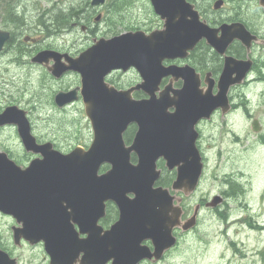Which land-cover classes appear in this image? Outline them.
<instances>
[{"label": "water", "instance_id": "water-1", "mask_svg": "<svg viewBox=\"0 0 264 264\" xmlns=\"http://www.w3.org/2000/svg\"><path fill=\"white\" fill-rule=\"evenodd\" d=\"M152 4L164 20L162 29L102 38L77 57L43 51L33 58L47 63L54 55L56 63L48 69L57 78L69 71L80 73L82 86L59 91L55 101L64 107L79 99L81 89L94 135L88 147L78 145L65 153L51 142L39 144L26 110L12 105L0 114V126L17 125L26 148L42 155L22 168L0 153V210L24 219V236L45 241L53 264L159 260L176 244V228L188 231L196 226L198 207L183 220V209L175 203L181 198L167 187L155 186L162 172L158 160L164 159L169 170L177 169L174 190L189 195L196 189L203 172L196 125L219 107L229 109L230 87L242 83L253 64L227 56L218 92L213 94L210 73L208 87L202 88L192 66H165L162 61L186 57L202 39L225 54L234 39L250 43L255 37L241 23L210 27L187 0H152ZM7 38L8 33L0 30V50ZM131 67L143 77L136 86L118 90L105 81L113 70ZM169 75L173 79L157 94L162 78ZM179 79L183 86L176 89L173 81ZM135 90H143L150 98L134 99ZM131 123L137 125V132L127 145L124 132ZM254 129H260L257 121ZM104 164L110 168L100 173ZM108 201L118 206L120 218L104 230L98 221ZM81 232L88 236L80 237ZM146 239L152 240L153 251L142 245Z\"/></svg>", "mask_w": 264, "mask_h": 264}, {"label": "flooded vegetation", "instance_id": "flooded-vegetation-1", "mask_svg": "<svg viewBox=\"0 0 264 264\" xmlns=\"http://www.w3.org/2000/svg\"><path fill=\"white\" fill-rule=\"evenodd\" d=\"M93 0H0V30L8 33L2 49L0 50V66L12 73L5 77L0 72V82L8 85L17 80L19 76L26 73L30 77L36 76L33 82L40 83L43 89L50 87L49 95H52V103L57 106L55 96L59 91H69L82 86L81 75L78 72L69 71L61 77H55L48 69L56 63V57H52L47 63L34 62L33 58L43 51L49 53L58 52L68 54L70 57H77L82 52L88 50L97 41L102 38L109 39L129 31H144L150 34L152 31L145 27L143 20L137 17L135 10L136 4L144 0H104L103 3L93 4ZM150 6L151 11L160 20H164L158 15L152 4V0H145ZM198 11L200 19L206 21L212 28H220L223 24H243L251 32L250 43L241 39H234L227 47L225 54H220L213 46L202 39L190 50L186 57H177L174 59H164L162 64L165 66L177 65L180 67L189 64L200 75V86L207 88V75L210 73V80H214L213 94L218 92V80L222 73L226 57H233L242 61H250L252 68L246 74L242 83L230 87L228 92L229 109L224 111L219 107L215 109L210 117L202 118L198 121L196 129L199 133L197 147L202 155L203 173L196 189L187 195L184 191H176L172 188L173 182L177 177V169L169 170L164 159L158 160V167L162 170L160 179L155 186H164L171 190L173 195L181 198V201L175 200L183 209L182 219L190 218L196 207H198V216L196 226L190 231H184L181 228L174 230L177 237V243L174 247L164 253L159 259L146 258L138 264H160L177 249L181 237L195 230L206 213L227 212L237 213L240 218L243 213L249 214L243 217L244 224L255 227L258 222L250 208L252 205L248 201L249 177L246 170L239 167V161H242L249 150L245 141L248 138L247 128L249 122L255 131L257 139L264 146V122L259 115H253L247 107L253 108L254 96L250 93L256 86H263L261 94H264V0H187ZM127 13H126V12ZM125 12L126 14H122ZM124 17L126 20H117L116 17ZM222 34L221 31L218 33ZM262 49V50H261ZM207 53V56H206ZM263 53V54H262ZM54 56V57H53ZM66 58L63 57L62 61ZM15 70V71H14ZM77 75L78 80L67 86L55 87L54 82L63 81L71 75ZM41 78L44 80L41 81ZM172 75L165 76L161 80L160 90L157 94L171 82ZM38 80V81H37ZM105 81L115 86L118 90H127L143 81L141 73L131 67L128 70L116 69L108 74ZM52 82L53 86L50 83ZM183 86V80H174L173 87L179 89ZM22 101L29 96L25 103L17 104L18 101L12 100L0 105V114L8 106H18L27 111V117L31 124L32 134L36 137L37 143L44 144L51 142L53 147L62 152L68 153L74 145L68 149L62 148L50 135H41L36 128L34 110L40 107V100L35 92L30 91L24 96V90H19ZM23 94H22V93ZM79 99L58 107L61 111L68 110L73 104H83L86 114L84 99L81 96V89L78 90ZM257 97V93L254 94ZM19 96V95H18ZM17 96V97H18ZM134 99H148L150 95L143 90H135L132 93ZM15 98V97H13ZM264 99V95H263ZM37 103H39L37 105ZM173 111V108L171 109ZM257 121L260 129H254V122ZM92 129V128H91ZM137 132V125L131 123L124 132V139L127 145H130ZM92 133V130H91ZM93 134V133H92ZM93 138V136H92ZM210 142L209 148L205 145V140ZM90 142H85L81 146L88 147ZM214 148H213V146ZM224 146H226L227 162L224 164L226 170H214L213 175H219L220 189L208 195L197 196L194 201H189L195 197L201 188V184L211 165V148L215 149L216 160L224 156ZM238 148H242L238 150ZM242 152V153H239ZM0 153L14 161L17 166L26 168L37 158H42L40 153H35L26 148L15 124H4L0 126ZM132 161L136 162L135 154L132 155ZM239 163V164H238ZM263 166V163H260ZM110 165L104 164L100 173L105 172ZM261 170L258 167L257 173ZM166 181V185L161 182ZM216 201V203H214ZM193 202V203H192ZM226 207L225 210L223 208ZM192 208V209H191ZM253 210V209H252ZM120 218V210L113 201H108L106 213L98 221V226L104 230L109 229ZM228 218V217H227ZM258 224V223H257ZM76 231L80 232V225L74 222ZM256 226L263 227V224ZM24 219L16 217L13 214L0 210V264H53L52 255L46 248L43 240H36L24 236ZM80 237L85 238L87 233H80ZM142 245L154 250L151 239H146ZM81 253L80 257H82ZM80 264V263H77ZM107 264H113L110 260Z\"/></svg>", "mask_w": 264, "mask_h": 264}, {"label": "rangeland", "instance_id": "rangeland-1", "mask_svg": "<svg viewBox=\"0 0 264 264\" xmlns=\"http://www.w3.org/2000/svg\"><path fill=\"white\" fill-rule=\"evenodd\" d=\"M135 10L137 17L143 20L146 25L145 27L151 30L163 27V21L153 14L145 0L139 1ZM125 12L122 14L127 13ZM115 19L128 21L122 16ZM0 72L8 78L12 70L6 72V69L0 66ZM34 78L36 76L30 77L25 73L23 77L19 76L17 80L8 85L0 82V105L12 100L18 101L17 104L25 103L29 96L22 101L19 90L25 91L23 92L24 96L27 92L33 91L40 100V107L37 106L34 110L33 119L41 135L52 136L64 149L90 142L93 134L83 104L76 103L68 110L61 111L57 106L48 103V101H52V95L50 96L48 91L50 87L47 85L48 89H43L40 83H36V80L33 82ZM42 80L44 79L41 78ZM77 80L78 76L73 74L63 81L54 82V84L59 89V86L67 87ZM48 83L53 86L52 82ZM262 88L263 86H256L250 93L255 97L254 106L251 108V104L247 108L252 111L253 115L261 116L264 122V94H261ZM256 93L257 97L254 95ZM247 135L248 138L244 145L246 144L249 150L244 151V153L248 152V155L238 164L242 170H246L249 177L247 195L248 201L252 205V208H250L251 214L258 221L255 227L251 228L244 224L243 217L247 216L249 212L243 213L239 216L240 218H237V213L227 214L224 211L221 212V215L214 212L206 213L202 223L195 230L181 237L177 249L160 264H264V146L261 145L262 142L259 143L250 122ZM210 142L208 139L205 140V145L208 148ZM226 149V146H224V156L216 160L215 149L211 148L209 154L211 156L210 171L204 178L197 195L189 199L190 202L191 200L194 201L197 196L208 195L220 189L219 175H213V171H220L221 167L227 162L229 151ZM241 149L238 148V150ZM260 163H263V166ZM258 167L261 170L259 173H257ZM222 170H226L225 167ZM225 209L226 207L223 208V210ZM257 223L263 224V227L256 226Z\"/></svg>", "mask_w": 264, "mask_h": 264}, {"label": "trees", "instance_id": "trees-1", "mask_svg": "<svg viewBox=\"0 0 264 264\" xmlns=\"http://www.w3.org/2000/svg\"><path fill=\"white\" fill-rule=\"evenodd\" d=\"M161 183L166 185V181H163V180H162V182H161Z\"/></svg>", "mask_w": 264, "mask_h": 264}]
</instances>
